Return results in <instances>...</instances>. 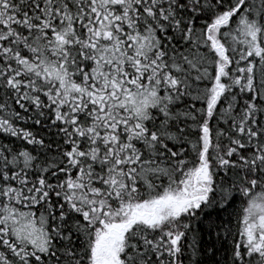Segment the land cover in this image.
<instances>
[{"label":"snow or ice","instance_id":"1","mask_svg":"<svg viewBox=\"0 0 264 264\" xmlns=\"http://www.w3.org/2000/svg\"><path fill=\"white\" fill-rule=\"evenodd\" d=\"M0 264H264V0H0Z\"/></svg>","mask_w":264,"mask_h":264}]
</instances>
